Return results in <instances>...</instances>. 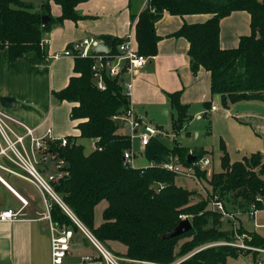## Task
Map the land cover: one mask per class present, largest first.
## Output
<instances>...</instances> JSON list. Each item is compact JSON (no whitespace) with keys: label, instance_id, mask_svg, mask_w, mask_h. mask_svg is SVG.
I'll return each mask as SVG.
<instances>
[{"label":"trees","instance_id":"obj_1","mask_svg":"<svg viewBox=\"0 0 264 264\" xmlns=\"http://www.w3.org/2000/svg\"><path fill=\"white\" fill-rule=\"evenodd\" d=\"M50 1L61 5L59 17H52ZM84 1L87 0H44L40 6H35L24 0H0V46L8 49L9 61L29 52L42 56L45 32L65 19H79L76 8ZM243 10L251 15L252 33L242 36L238 46L222 48L221 20L234 11ZM165 11L182 16L212 14L205 22L184 23L176 35L189 40L192 71L197 73L203 67L211 73L212 93L221 96L225 107L241 100L264 101V0H148L137 24L142 54L155 52L158 36L154 26ZM45 15L50 16L46 24L42 20ZM119 42L121 40H113L112 51H116ZM92 64L91 58H77L75 70L80 75L72 77L66 88L54 92L59 100L76 103L71 116L80 120L79 137L94 139L95 147L89 154L71 136L66 146H57L59 155L68 162L70 175L54 183V187L75 215L103 244L119 241L126 245V258L136 262L227 264L228 257L237 258L241 252L252 254L253 261L262 257L257 251L231 245L206 247L208 242H230L234 240V233L232 229L221 228L222 214L209 207V199L196 201L195 190L176 183L177 174L160 165L161 157L155 159L159 161L156 165L125 166L124 152L132 143L123 132L122 123L114 116L129 110L130 96L117 78L106 77V89H99L93 79ZM180 96L181 91L170 94L171 104L177 110L172 121L175 132L185 128L190 119L188 107L181 103ZM163 149L168 158L191 165L187 159L190 148L176 145L172 149L163 146ZM192 152L198 158L208 154L203 148ZM221 158L222 170L212 172L210 178L206 169H196L212 186L213 196L222 198L233 194L232 203L236 208L246 210L252 204L261 208L263 200L257 198L264 199L262 154L244 155L233 162L222 144ZM104 200L107 206L102 213L103 221L96 226L95 209ZM51 214L56 222L78 231L77 225L56 202ZM184 218L192 222L191 230L172 238L161 237ZM240 232L252 236L247 240L249 244L264 248V237L242 226ZM189 237L192 239L179 244L181 239Z\"/></svg>","mask_w":264,"mask_h":264},{"label":"crops","instance_id":"obj_2","mask_svg":"<svg viewBox=\"0 0 264 264\" xmlns=\"http://www.w3.org/2000/svg\"><path fill=\"white\" fill-rule=\"evenodd\" d=\"M43 1L31 3L40 6ZM147 5L148 0H87L77 5V12L81 16L79 19H65L45 32L42 56L29 52L10 62L8 49L0 46V98L11 97L16 102L12 107L0 104L5 115L1 116L5 126L14 133L22 134L26 125L34 128L37 137L49 140L71 136L81 144L83 138L79 137L78 128L80 120H74L71 116L76 103L61 101L54 96V92L69 85L72 77L80 75L75 70L76 59L63 55V52L72 42L87 37L110 43L114 39L122 40L131 33L139 48L137 24L140 13ZM50 10L52 17L62 14L61 5L54 1H50ZM211 17L212 14L182 16L164 12L154 26L158 36L155 52L146 54L151 59L133 76L131 106L136 114L160 129L154 123L162 118L158 108L171 105L176 110L171 104L170 94L181 91L180 101L188 107L190 115L185 128L194 118L190 110L198 114V118L204 115L210 120V116H213L215 122L220 117L230 119L229 127L221 131V142L224 141L228 149L232 147L252 154L264 152V101L241 100L225 107L221 96L212 93L211 73L203 67L197 73L192 71L189 40L176 35L184 23L205 22ZM251 33L250 13L234 11L220 22L221 47H236L242 36ZM59 53L62 55L56 58L55 55ZM125 80H129L128 76ZM213 100H217L218 104H214ZM213 106L217 108L213 109ZM219 111H223V115ZM122 129L126 133V129ZM156 141L159 142V139ZM91 142L94 149V139ZM30 145V139L26 138L29 151ZM3 147L0 134V176L4 180L0 179V212L14 209L21 210V214L14 220H0V264H52V235L48 222L43 219L47 208L42 193L32 181L24 177L28 173L15 161L12 151L1 152ZM14 191L26 198L28 204L24 206ZM260 212L253 218L255 229L263 226L258 222ZM240 221L244 229L256 232L244 226L243 216ZM79 233L84 238L85 247L91 248L92 252L82 254L78 263L75 262L74 258L78 257L74 256L71 245L66 263L109 264L80 231H75L71 242ZM115 243L108 241L106 246L111 251L115 249L122 264H157L132 261L126 258V245L120 250L115 247ZM86 257L91 259H83Z\"/></svg>","mask_w":264,"mask_h":264},{"label":"built area","instance_id":"obj_3","mask_svg":"<svg viewBox=\"0 0 264 264\" xmlns=\"http://www.w3.org/2000/svg\"><path fill=\"white\" fill-rule=\"evenodd\" d=\"M99 42V39L94 37H87L83 40L74 41L65 49L63 55L75 59L91 58L93 60V79L99 89H106V77L113 79L117 78L121 82L124 91L126 90V94L130 96V91L133 86V76L138 70L147 65L151 57L139 51L133 33L127 35L118 43L116 51H112L110 47L108 52H95L94 47ZM61 55L62 54L59 53L56 54L55 57L58 58ZM126 76H128L129 80H125ZM216 108L217 106H213V109ZM1 116L5 115L0 109V134L4 142V147L1 152L5 153L7 151H12L15 161L28 173V175L24 177L32 181L38 187L44 198L47 210L43 219L48 222L51 230L52 264H68L66 263V257L70 253V243L75 233L73 228L65 224H60L53 219L51 209L55 202L62 207L77 225L78 231L85 235L87 240L91 242L109 264H119L117 256L113 254L107 246H104L91 230L75 215L69 206L61 199L54 187V183L70 175L68 162L65 158L61 157L57 151V146H66L69 138L53 137L46 140L44 137L35 136L34 128L26 125H24V133H14L10 128L5 126ZM114 118L120 123L124 121L128 122L125 129L126 134L130 137L132 146L124 152V163L127 168H134V142L138 141L140 147L145 149L152 141H156L162 132L153 123L136 114L132 106H130L125 114L114 116ZM9 130L11 133H9ZM26 138L30 139V151L26 146ZM190 154H193V152L190 151ZM170 159V163L162 162L160 165L176 174L193 177L194 179H198L196 172L197 168L205 170L211 164V160L205 156L197 158L190 166L178 162L177 159ZM0 179L4 181L1 176ZM14 192L20 198L24 206L28 204L26 198L16 191ZM214 197L216 200L211 202L212 209L220 212L222 218H227L234 222L231 228L234 233V240L230 242H216L207 247L231 245L245 251H257L262 257L253 261L251 264H264V248L249 244L247 240H251L252 236L248 232H240V228L235 226L242 214L247 213L249 217L256 218L257 213L264 210V199L257 198L258 201H260V199L263 200L261 208L257 207L256 204H252L247 210L237 208V210L229 211L218 196ZM20 212L21 210H4L0 212V220H14L21 214ZM83 259L86 260L91 258L86 257Z\"/></svg>","mask_w":264,"mask_h":264},{"label":"rangeland","instance_id":"obj_4","mask_svg":"<svg viewBox=\"0 0 264 264\" xmlns=\"http://www.w3.org/2000/svg\"><path fill=\"white\" fill-rule=\"evenodd\" d=\"M27 1L35 2L39 0H27ZM213 103L218 104V101L213 100ZM203 110H204V107H203ZM189 112L194 115V118L186 126L187 129L185 128V129H182L181 131L175 132L172 126V118L176 116V110L171 105L158 108V113L160 114V116H162L160 120L154 121V123L157 124L162 130V133L159 135L158 139L161 144H163L169 149H172L176 145H178V146H183V147H187L190 149L203 148L207 150L208 154L207 156L205 155V157L211 160V164L206 169V171L208 172L207 176L209 178L212 172H220L222 170V158H221L222 144L225 145L226 151L228 152L230 159L233 162L237 160H241L243 155L252 154L251 152L249 153H246L245 151L240 152L238 149H234L232 147L228 149L226 147L225 142L224 141L221 142V138H222L221 131L229 127L228 122H230V119H224L223 117H220L219 121L215 122V119L213 118V116H210V120H209L204 115L201 118H198L197 117L198 114H194L192 110H190ZM219 113L223 115L224 112L219 111ZM80 141H81V144L84 146L85 153L89 154L93 151L91 139L83 138ZM147 148L141 150L139 146V142L138 141L134 142L133 151L135 153V158H134L133 163L135 167L141 168V167H148L151 165L159 164L158 160H154V161L151 160ZM260 153L264 156V152H260ZM197 177L198 179H194L193 177L177 174L176 183L188 189L195 190L197 193L196 194L197 196H195L194 200L196 201L199 200L200 198L209 199L210 200L209 207H212L211 202H213V200H216L214 197L215 195L213 196L214 193H213L212 186L206 181V179L202 178L198 174H197ZM232 195L233 194H227V195H224L222 198L218 196L219 199H221V201L225 204V207L227 208V210L229 211L237 210L236 205L232 203L233 202L232 198L234 199ZM106 206H107V201L104 200L96 207L95 209V225L96 226H98L97 224H100L103 221L102 213ZM242 216H243L244 226L246 228H250L253 231H256V233L259 234L260 236L264 237V210L261 211L260 214L258 215V222L259 224H262L263 226L257 227L256 229H255V224L253 222V218L251 217L248 218L249 214L245 213V214H242L241 217ZM240 218L237 220V224L235 225L239 228L240 226H242ZM221 220H222L221 228L231 230L234 222H232L231 220L227 218H221ZM83 239L84 238L79 233L78 237L76 236L74 240L71 242L72 244L70 243L74 251V256L78 257V258H74L76 260L75 262L78 261V263H79V257H81L82 254H84L85 252L86 253L92 252L91 248L85 247ZM190 239H192V237L183 238L181 239L179 244H182ZM209 243L210 242H208L207 244L210 245ZM115 244H117L115 246L117 249L121 250L122 248L123 249L126 248L125 245L119 241H116ZM103 245L106 246L105 244ZM112 252L113 254L116 255L115 249H112ZM118 261L120 264H122L120 258L118 259ZM122 262H126V261H122ZM252 262H253L252 254L246 255L243 252H241L239 257L237 258L228 257L227 264H251Z\"/></svg>","mask_w":264,"mask_h":264},{"label":"water","instance_id":"obj_5","mask_svg":"<svg viewBox=\"0 0 264 264\" xmlns=\"http://www.w3.org/2000/svg\"><path fill=\"white\" fill-rule=\"evenodd\" d=\"M50 19V16L45 15L43 16V23L46 24ZM113 45V42L106 43L104 41H100L95 47V52H108L109 48ZM15 99L11 97H1L0 98V104L3 107H12L15 105ZM127 121H124L122 123L121 128H125L127 125ZM148 153L152 161H154L158 156L162 158L163 162L170 163L171 159L167 157V155L164 152L163 145L158 141H152L148 148ZM198 158L197 155L189 154L187 159L189 163H193ZM193 227L192 222L189 218H184L181 220V222L173 229H170L166 233L162 234V238H172L175 236H179L181 234H184L191 230Z\"/></svg>","mask_w":264,"mask_h":264}]
</instances>
